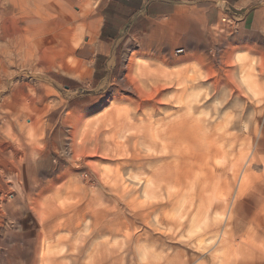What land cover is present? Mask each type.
Returning a JSON list of instances; mask_svg holds the SVG:
<instances>
[{
  "label": "rangeland",
  "instance_id": "374dc122",
  "mask_svg": "<svg viewBox=\"0 0 264 264\" xmlns=\"http://www.w3.org/2000/svg\"><path fill=\"white\" fill-rule=\"evenodd\" d=\"M26 1L42 20L0 0V264H264V5L244 33L224 14L163 19L110 45L112 73L89 43L106 0ZM40 26L31 69L10 40ZM67 31L85 34L71 56ZM138 65L163 74L145 90L170 107L129 104L118 85Z\"/></svg>",
  "mask_w": 264,
  "mask_h": 264
},
{
  "label": "crops",
  "instance_id": "0c3cea01",
  "mask_svg": "<svg viewBox=\"0 0 264 264\" xmlns=\"http://www.w3.org/2000/svg\"><path fill=\"white\" fill-rule=\"evenodd\" d=\"M32 1H34L35 7L37 8L39 6V1ZM67 1L68 0H66L65 3ZM26 3V0H16L12 8L15 10V13L20 16L24 12L23 7L25 5V12L28 11V13H30L31 7H27ZM20 4H23L22 8ZM189 4L194 7L187 9L186 6ZM263 5L264 0H106L101 11V17L97 19L99 40L97 43L94 38H90V50L98 52V55H100L97 57V62L105 56H108L110 59L107 65L113 73L116 67L120 66L121 58L120 55L119 57H117V55L115 57L113 56L112 47H110V45H114L117 51L120 49L121 42L127 41L128 36L142 37L146 34L155 33L157 32V30H155L156 28H162L159 22L163 19L171 18L174 15L177 16L188 10H195L202 13L204 21L214 25L218 23L220 17L224 14L230 18L237 19L239 21V29L244 33L254 27L258 9ZM219 6H222V8ZM61 12L65 13L64 19H62L63 24L70 23L71 11L69 7L64 5ZM37 15L38 13L36 16ZM36 16L35 18L42 20L40 15H38V17ZM73 20L76 22V16H74ZM185 26H188V23ZM48 31H50L48 28H42L43 33L39 36L47 35L49 33ZM72 32L67 31L65 33V41L68 39L69 45L73 46L74 49L73 44H77L78 37L76 36L78 35L73 34V36H71ZM179 33H187V30H181ZM6 36L7 35H5V39ZM74 37H76V39H74ZM81 38L85 40V34H83ZM8 50L9 49H6V51ZM127 59L129 58L125 54V62ZM6 60L8 59L6 58ZM75 63H77L76 60ZM74 110H87V107Z\"/></svg>",
  "mask_w": 264,
  "mask_h": 264
},
{
  "label": "bare ground",
  "instance_id": "6f19581e",
  "mask_svg": "<svg viewBox=\"0 0 264 264\" xmlns=\"http://www.w3.org/2000/svg\"><path fill=\"white\" fill-rule=\"evenodd\" d=\"M34 17V15H28V17L25 19V13H23V16H22V18L23 19H25L24 20V22H27L28 21V19H30V18H33ZM37 24H39L40 25V23H37ZM39 27V26H38ZM30 28V27H29ZM31 29H32V31H30V29H27L26 27L25 28H22V29H20L19 31H17L16 32V34L15 35H13L12 36V39L10 40V45L13 47V49H14V51H15V56H17L18 57V59H21V61H23V62H25L27 65H29V67H31V69H32V66H31V63H32V61H34V49H36V47H35V43H34V37H38L39 35H41V33H42V29H41V26H40V28H32L31 27ZM155 34V33H154ZM158 34V33H157ZM82 36V35H81ZM81 36L79 37V36H76V37H78L77 38V45H79L80 44V40H82V39H84V38H81ZM160 36V35H159ZM76 37H74V39H76ZM67 41H69L68 39H67ZM75 42H76V40H75ZM37 44V43H36ZM70 46V45H69ZM93 48V47H92ZM71 49V50H70ZM70 49H68L69 50V53H70V56H71V54L73 53V46H70ZM68 53V54H69ZM133 57H135V55H132L130 58H129V60H130V64H132L133 62ZM11 59L12 58H8V60H10L11 61ZM73 62L75 63V60H73ZM132 62V63H131ZM33 64V63H32ZM130 66V65H129ZM133 66H135V65H133ZM142 66V65H141ZM153 67L154 66H156V65H152ZM152 66H143V67H140L139 65L138 66H136L135 68L136 69H134L135 71H133L134 72V74H135V76H129V74L131 73V68L130 67H128V68H126L125 69V71H127L128 72V74L126 75L127 77H123V79H122V81H121V83L118 85L119 86V88H123L124 90H127V91H130L132 94H134L135 95V97L137 96V101H132L131 99H129L128 100V102H129V104L130 105H135L136 104V107H135V109L136 110H141V109H143V108H145V107H152L153 109L154 108H156L157 106L159 107H170V104L171 103H169V104H164V103H162V100L160 99V97H158V98H155V93H150V91H152V90H149L148 89V92L145 90V87L147 86V85H149L148 84V82H150V81H157V80H159V79H163V76H162V78H161V75H163V74H161L160 73V71H158V69H154ZM69 67V66H68ZM67 67V68H68ZM161 70V69H160ZM62 72L63 73H65V74H67V75H74L75 76V72H72V70L70 69H68V71H65V70H62ZM161 74L160 76H159V74ZM83 73L81 74L80 73V75H79V78H82L83 77ZM131 75V74H130ZM132 75H133V73H132ZM125 76V75H124ZM166 76V75H165ZM164 76V77H165ZM167 78V77H166ZM183 78H185V76H183ZM190 78H191V76H190ZM198 79V78H197ZM166 80V79H165ZM196 80V79H195ZM194 81V80H193ZM170 82V81H169ZM172 82V81H171ZM191 82V81H190ZM152 83V82H151ZM167 84H169L168 82H167ZM172 84V83H171ZM170 84V85H171ZM151 85V84H150ZM157 85H159V84H157ZM157 87V86H156ZM161 87V86H160ZM147 88V87H146ZM162 88V87H161ZM175 88V87H174ZM164 89V88H163ZM153 90H154V87H153ZM154 92V91H153ZM157 92L160 94L161 92L160 91H158L157 90ZM158 94V95H159ZM190 95V94H189ZM162 96V95H161ZM188 96V95H187ZM187 96H185V97H187ZM191 97V96H190ZM191 99V98H190ZM175 103L176 104H178L179 106H180V110H186V109H188L187 108V103H185L184 101H183V99L182 98H180L179 97V99H176L175 100ZM190 106V105H189ZM157 107V108H158ZM159 107V108H160ZM156 108V110H158ZM190 108V107H189ZM164 109V108H163ZM129 110V109H128ZM160 110V109H159ZM190 110V109H189ZM192 110V109H191ZM76 114V113H75ZM21 117H23V116H21ZM15 119H17V117L15 116ZM22 119V118H21ZM27 119V118H26ZM26 119H22L21 121H17V125H16V127L21 131V133L23 134L22 136H24L25 138H27V139H32L33 137H35V131H34V128H33V126H31V125H34V123L33 122H31V125H24V120H26ZM81 119V118H80ZM19 120V119H18ZM27 121H29V120H27ZM84 122V121H83ZM163 122V121H162ZM30 124V123H29ZM37 126V125H36ZM75 133V132H74ZM75 135V134H74ZM180 135H178V136H175V139H176V144H181V139H180V137H179ZM177 137V138H176ZM10 138L12 139V140H14L15 141V135H12V137H11V135H10ZM157 138V137H156ZM20 140V139H19ZM164 148L165 149H167V150H171L172 149V147H171V145H165L164 146ZM165 162V161H164ZM246 187H247V182L245 183V182H243V184H242V186H241V189H240V194H239V196H241V195H243V193H244V191H245V189H246ZM237 216V215H236ZM235 217V216H234ZM218 224V223H217ZM230 226V225H229ZM215 228V227H214ZM233 230V229H232ZM229 232V231H228ZM222 234V233H221ZM225 234V233H224ZM232 235V234H231ZM223 236V235H222ZM225 236V235H224ZM48 238V237H47ZM45 239L46 241H48L49 242V240L48 239ZM224 239V238H223ZM226 240L225 241H223V243H233V244H235V248H236V252L237 253H239V250H240V252H241V250H242V247L240 246L239 247V245H237L236 246V241L235 240H233V239H231V238H225ZM59 245V244H58ZM45 247H46V244H45ZM46 250V249H45ZM48 251V250H47ZM47 251H46V253H47ZM44 252V251H43ZM44 254V253H43ZM43 256V255H42ZM47 258V257H46ZM235 260V259H234ZM46 263V262H45ZM232 263V262H231Z\"/></svg>",
  "mask_w": 264,
  "mask_h": 264
},
{
  "label": "built area",
  "instance_id": "2783aa9c",
  "mask_svg": "<svg viewBox=\"0 0 264 264\" xmlns=\"http://www.w3.org/2000/svg\"><path fill=\"white\" fill-rule=\"evenodd\" d=\"M230 21L235 22V18H230V17H229V20H227V17H224V18H223V22H229V23H230ZM236 22H238V21H236ZM236 22H235V23H236Z\"/></svg>",
  "mask_w": 264,
  "mask_h": 264
},
{
  "label": "trees",
  "instance_id": "16d2710c",
  "mask_svg": "<svg viewBox=\"0 0 264 264\" xmlns=\"http://www.w3.org/2000/svg\"><path fill=\"white\" fill-rule=\"evenodd\" d=\"M105 28V27H104ZM103 31H105V30H103ZM102 38H103V35H102Z\"/></svg>",
  "mask_w": 264,
  "mask_h": 264
}]
</instances>
